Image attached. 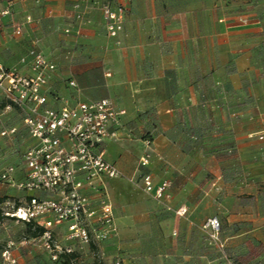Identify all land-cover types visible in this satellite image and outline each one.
Listing matches in <instances>:
<instances>
[{
  "label": "crops",
  "instance_id": "crops-1",
  "mask_svg": "<svg viewBox=\"0 0 264 264\" xmlns=\"http://www.w3.org/2000/svg\"><path fill=\"white\" fill-rule=\"evenodd\" d=\"M12 2L11 20L33 21L16 39L4 19L2 64L26 71L18 60L36 37L56 64L51 92L106 98L125 111L104 144V158L123 174L107 186L116 229L72 242L71 256L90 264H264V0H130L118 43L97 0ZM147 139L152 154L140 167ZM144 174L153 186L168 181L169 197L146 192ZM212 217L217 239L203 227ZM65 229L56 228L60 243H68Z\"/></svg>",
  "mask_w": 264,
  "mask_h": 264
},
{
  "label": "built area",
  "instance_id": "built-area-1",
  "mask_svg": "<svg viewBox=\"0 0 264 264\" xmlns=\"http://www.w3.org/2000/svg\"><path fill=\"white\" fill-rule=\"evenodd\" d=\"M5 1L0 7V31L4 19L9 17L11 35L20 39L25 25L33 20L31 16H26L23 22L11 20L13 2ZM97 2L107 35L118 43L130 0ZM74 17L78 22L84 20L79 11ZM64 31L68 33L70 29ZM18 64L26 71L0 62V139L18 141L22 150L17 162L0 163V187L23 194H4L6 198L0 208L5 217L15 222L41 227V235L33 240H38L57 259L60 254L73 251L60 245L58 226H66L64 241L80 245L103 240L116 229L106 179L123 174L104 158V144L117 136L111 127L120 123L125 111L118 110L106 98L81 101L51 92L49 82L56 64L45 56L36 37L31 38ZM68 85L76 87L73 80ZM11 112L18 116L20 127L9 125L6 116ZM145 143L146 150L138 160L140 167L149 164L152 154L151 141L147 139ZM142 183L155 199L169 197L168 181L153 186L150 175L144 174ZM203 227L211 230L213 239L218 238L220 223L216 217L209 218ZM10 248L7 244L1 252L4 264L17 263Z\"/></svg>",
  "mask_w": 264,
  "mask_h": 264
},
{
  "label": "rangeland",
  "instance_id": "rangeland-1",
  "mask_svg": "<svg viewBox=\"0 0 264 264\" xmlns=\"http://www.w3.org/2000/svg\"><path fill=\"white\" fill-rule=\"evenodd\" d=\"M12 114L13 116L10 117L9 125L20 127L18 116L14 112ZM21 151L20 142H12L9 138L0 139L1 165L17 161ZM112 179H106L108 187ZM3 195L2 191H0V196ZM7 244L11 245L10 250L17 259L16 264H90L91 262L89 259L85 257L81 258L79 255L67 256L60 254L57 259H54L52 253L43 248L38 240H33L28 231V227L24 223L15 222L10 218L0 220V264H4L1 258V252ZM60 245L63 248L69 247L72 250L77 248V245L72 242L60 243Z\"/></svg>",
  "mask_w": 264,
  "mask_h": 264
},
{
  "label": "trees",
  "instance_id": "trees-1",
  "mask_svg": "<svg viewBox=\"0 0 264 264\" xmlns=\"http://www.w3.org/2000/svg\"><path fill=\"white\" fill-rule=\"evenodd\" d=\"M6 198V196H0V203ZM7 218L3 215L2 210L0 208V220ZM27 227H28V231L30 232V235L32 238H36L38 236L41 235L42 233V228L41 227H33V225L31 223H24ZM68 256L71 255L69 253H67ZM94 264H97L96 262H94Z\"/></svg>",
  "mask_w": 264,
  "mask_h": 264
}]
</instances>
